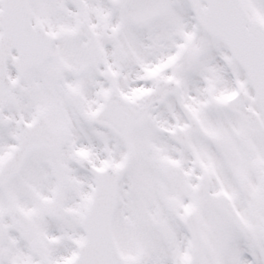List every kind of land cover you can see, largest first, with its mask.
Wrapping results in <instances>:
<instances>
[{
    "label": "snow or ice",
    "instance_id": "snow-or-ice-1",
    "mask_svg": "<svg viewBox=\"0 0 264 264\" xmlns=\"http://www.w3.org/2000/svg\"><path fill=\"white\" fill-rule=\"evenodd\" d=\"M0 264H264V0H0Z\"/></svg>",
    "mask_w": 264,
    "mask_h": 264
}]
</instances>
